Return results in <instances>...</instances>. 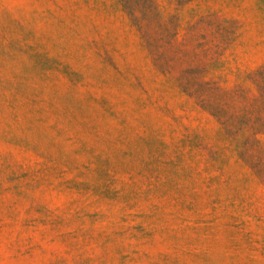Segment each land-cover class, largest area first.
I'll return each mask as SVG.
<instances>
[{"label":"rangeland","instance_id":"374dc122","mask_svg":"<svg viewBox=\"0 0 264 264\" xmlns=\"http://www.w3.org/2000/svg\"><path fill=\"white\" fill-rule=\"evenodd\" d=\"M0 264H264V0H0Z\"/></svg>","mask_w":264,"mask_h":264}]
</instances>
